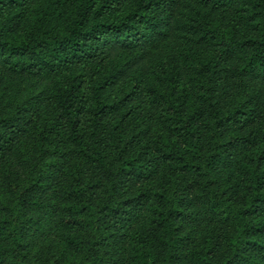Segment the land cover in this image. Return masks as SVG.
Instances as JSON below:
<instances>
[{
  "label": "trees",
  "instance_id": "obj_1",
  "mask_svg": "<svg viewBox=\"0 0 264 264\" xmlns=\"http://www.w3.org/2000/svg\"><path fill=\"white\" fill-rule=\"evenodd\" d=\"M0 264H264V0H0Z\"/></svg>",
  "mask_w": 264,
  "mask_h": 264
}]
</instances>
